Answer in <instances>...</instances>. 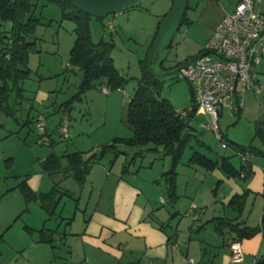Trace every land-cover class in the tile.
I'll return each instance as SVG.
<instances>
[{"label":"crops","instance_id":"obj_1","mask_svg":"<svg viewBox=\"0 0 264 264\" xmlns=\"http://www.w3.org/2000/svg\"><path fill=\"white\" fill-rule=\"evenodd\" d=\"M237 2L238 0H190V6L193 7L187 13L190 23L181 28L180 37H188L189 41L197 46L198 51L193 54H187L184 59L203 51L215 27L221 22L225 14L233 11ZM260 7L264 14V2H261ZM119 13L114 16L113 22H116L118 16L124 15L125 12L121 11ZM130 14L131 12H128L127 16ZM126 19L128 20L129 17H126ZM108 24L111 26L110 29H113L111 23L109 22ZM156 28L157 26L155 31ZM155 31L153 34H155ZM153 37L154 35H151L149 46ZM179 42L178 40L175 43L173 42L172 46L176 48ZM183 60H174L172 64L165 66L171 67ZM257 72L259 81L264 84L261 80V76H264L263 63L257 67ZM41 83L42 81H40L35 91L26 92L28 101L24 103L23 110L18 114V117L20 123H27L29 118L36 116L38 113H40V116L45 114L47 118L57 114L59 119L54 124H50V127L46 126L45 135H40V145H46L51 148V146L56 144L52 139V135L55 130H58L57 127L62 120L63 113L60 110L56 111V107L61 103H58L56 98L52 99L53 96H50L48 91L41 89ZM102 85L99 87L102 88ZM261 96L264 98V93ZM49 100L50 102L48 103ZM45 101L48 104H45ZM233 105H236L235 98ZM244 107L243 100V106L237 113L238 115L243 112ZM72 109L73 105L69 112L66 113L69 118ZM222 111L223 108L220 109L221 113ZM200 115L204 116L207 121V117L204 114L196 113L192 122L193 133L196 129H202L200 124L204 122L199 120ZM5 118L10 119V123H14V126L12 125L11 129V126L5 127L6 120H4V123L0 122V146L2 150H4L3 145H8L11 138L24 139L19 133V130L23 127L11 118ZM24 127L28 131H32L35 126L34 124H27ZM100 146L98 145L97 149H92L93 153ZM146 148L148 147L143 149ZM20 150H22V146H20ZM76 151L80 150L76 149ZM64 152L70 153L71 151L63 149L55 154L61 155ZM126 152L131 155L133 150H126ZM52 153L45 155L44 159ZM82 153L84 159L90 156L86 154L87 152ZM147 154L154 155V153L145 151L143 158L136 160L134 167L127 173L128 175L123 174L121 171L124 156H119L112 164L109 162L110 157L95 162L89 174L85 177L83 184L81 186L78 185L80 187L79 198L76 199V203L71 206V203L66 200L67 198H64L71 195V189H68L69 192L67 191V194H55L54 202L56 207L53 215L49 216L43 209L41 200L40 202L34 200L26 204L18 185L25 180L33 194H40L41 196L52 190L54 180L48 178L47 176L49 175L42 171L35 173L29 178L20 180L21 182L14 180L8 185L9 180L7 179L11 178L9 175L10 170L7 172L5 169H8L6 166L10 165L12 168L14 167L15 158L14 155L5 158L4 154L0 152V160L2 158L5 166L3 170L0 169V181L3 180L2 183L7 184L0 191V211L3 201L10 196L15 197L17 195L15 202L9 203V206L12 207L9 209V211H12L10 223L3 224L9 222V218L1 223L0 216V242L7 234L9 239L7 243L10 246V249L7 250L0 245V264H189L188 260L190 258L194 260L195 264H254L264 254V240L261 234H257L252 238L238 241L243 253V260L240 262L233 261L230 250V244L234 242L232 240L233 234L225 231L222 235H218L215 232L214 225L211 222L206 223L216 217H225L245 223L251 227L259 225L264 204V157H251L252 173L246 181L237 182L233 178L225 177L218 170L217 173L212 171L215 173V179L217 180L215 182L216 188H214L216 197H212L213 202L204 204L207 205L208 209L203 212H197V218L194 219L191 216L192 224L185 227L184 231H182L179 225L176 224L175 227L171 225L180 211L177 210L170 214L163 210L168 205L179 208L180 195L178 194L177 180V200L174 205L159 194L157 190H152L151 185L149 186V189L152 190L151 193L144 188L145 182L149 183L148 178H143L141 175L143 168H149L148 165H143L142 160ZM156 155L160 158L163 157L157 153ZM167 158L163 157V159ZM9 159H12V161H8ZM6 160L8 162H5ZM187 166L199 167L188 165V163ZM40 168H42V165ZM94 172H97L96 178L89 180L88 176ZM57 177L60 179L59 182L62 183V176L59 175ZM66 180L73 181L70 178ZM88 180L90 181L88 182L90 190L87 197H84L81 189ZM163 180L155 179L153 184H161ZM73 182L75 183V181ZM224 185H229L230 191L226 196L222 195L219 197V188ZM65 190L67 189L65 188ZM17 192L19 194H16ZM245 192H248V194L243 211L239 214L228 203L234 195H242ZM22 198L28 224L19 228L15 225L17 218L20 217L21 213H24L23 210L22 212L19 211L21 208L19 204L21 205ZM83 198H85V201L84 205L81 206ZM71 202L73 201L71 200ZM191 202H194L193 199ZM215 202L222 205V210L226 215H215L217 211L216 205H213ZM196 207L197 211L201 205ZM188 208L185 209L183 215L190 214V209L188 210ZM205 217V221L201 220ZM211 226L213 227L212 230L209 228ZM207 232H210L209 236L205 235ZM44 238L52 240L44 241Z\"/></svg>","mask_w":264,"mask_h":264},{"label":"rangeland","instance_id":"obj_2","mask_svg":"<svg viewBox=\"0 0 264 264\" xmlns=\"http://www.w3.org/2000/svg\"><path fill=\"white\" fill-rule=\"evenodd\" d=\"M171 1L172 0H145L137 6L123 10L122 12H125L124 15L118 16L116 22H113V18L115 15L120 14L119 12L111 14L104 19H91L90 31L92 41L98 43L103 39L114 43V47L110 53L111 58L120 74L129 80L122 88L111 90L108 94L103 93L100 89L101 87H98V89L84 93L81 99L75 98L73 100V113L71 111V116L70 118L68 117L70 137L64 140L61 138L58 130H55L52 139L56 144L51 146V148L46 145H40L41 132L39 134V131H35L33 128L32 131H28L26 127L19 130L20 136L24 138H19L18 140L20 142L15 138H11L8 145H3L4 150H2L0 146V152L4 154L5 158L12 157L13 155L15 158L14 167L12 168L10 165L6 166L8 169H5L7 172L10 170L9 175L11 178L7 179L9 180L8 185L14 182V180L19 182L24 178L26 179L35 175V173L42 172L43 169L40 168L41 162L45 155L49 153L53 152L57 154L63 149H69V151L72 152L78 149L91 155L93 153L92 149H95L98 145L108 144L116 137L130 138L133 136L132 130L128 128L125 121L127 102L137 89V79L141 75L140 61L144 60L146 57L151 35H154L153 33L159 19L169 11L172 4ZM128 12H131L129 16H127ZM36 16L38 18L42 16L45 22H49V20L52 21V26H40L36 31L35 36L39 39L38 48L42 53L30 57L29 66L34 73L30 80L24 83V87L30 91H35L40 84L38 78L42 76L46 79L42 81L40 86L41 89L48 91L50 96H53L52 99L56 98L58 103H63L74 96L78 92L79 87L80 73L76 74L74 71L75 69L69 63L70 49L76 37L74 33V24L70 21H61L58 8L54 5H46L45 7L39 5L36 10ZM126 17H129V19L127 20ZM109 22L113 26V29H110L111 26H109ZM180 33L181 30L175 35L173 41L174 43L177 42V40L180 41L177 47L175 48L172 46L165 53L164 65L172 64L174 60H183L187 54H193L198 51L197 46L193 42L191 43L188 37L181 38ZM181 42L184 43L182 44ZM261 63L264 64V59ZM261 80L264 82V76H261ZM158 98L167 99L176 109L183 110L189 107L191 103L190 84L180 77L165 78L161 84ZM49 102L50 100L48 103ZM46 103L45 101V104ZM244 106L243 112L239 115L228 108H223L222 115L218 122L220 133L225 136V140L228 143L232 141L241 146L253 145L262 150L263 147L261 146L260 140L255 137V132L258 127L264 132V98L256 94L252 89H248L244 96ZM0 116L2 118H0V122L4 123V120H6L5 127L11 126L10 128L12 129L14 123H10V119L2 115ZM58 119V115L54 114L45 119V125L50 127V124H54ZM199 120L206 122L205 117L201 115ZM258 121H260V124H258ZM194 133L198 134V139L204 142L209 150L198 147L195 141H192L185 148L176 169L178 194L180 195L178 202L179 208L168 205L163 209L164 212H169L170 214L177 210L180 211L176 216V220H174L171 225L173 227H175L176 224L179 225L182 231H184L185 227L192 224L191 216H193L194 213L203 212L205 209L207 210L208 207L204 204L213 202L212 197H216V193L214 192V188H216L215 182L217 181L215 179V173L212 172L208 174L200 167L187 166L188 159L192 152L197 148V150L205 153L210 158L226 156L230 157V161L235 167L238 168L240 164L236 149L231 146L225 149L222 148L221 143L215 139L212 132L199 128L196 129ZM20 146H22V150H20ZM252 156L255 158L264 157L256 154ZM1 160L0 169L3 170L5 166L3 160ZM142 160L143 165H148L149 167L143 168L141 174L143 178H148L149 182H145L144 188L150 193L152 190H157L159 194L168 199L166 181L163 180L161 184L157 185H154L153 182L155 179H165L162 173L170 168V159L157 157L156 154H147ZM8 161H12V159ZM8 161L6 160L5 162ZM214 171L217 173V170ZM96 176L97 172H94L88 177L89 180H91L92 178L95 179ZM47 177L59 183L57 187L60 192H58L57 195L62 192L66 193L68 189H71V195H69V197L65 196L64 198H67L66 200L71 203V206L73 203H76V199L79 198L80 188L77 184L72 180L67 181L66 179H63L61 183L57 176V178L52 176ZM89 180L81 189L84 197H87L90 190V185L88 184V182H90ZM234 180L237 182L243 181L238 178ZM2 182L3 180L0 181V191L7 185ZM150 185L152 186V190L149 189ZM65 188L67 190H65ZM229 191V185L220 187L218 191L219 197L222 195L226 196ZM16 194L19 193L17 192ZM16 196L17 195H15V197L10 196L2 203L0 211L1 223L9 218V222L3 223L4 225L10 223L12 211H9V209L12 207L9 206V203L12 204V202H15ZM192 199L194 202H191ZM71 200L73 202H71ZM84 201L85 198H83L81 206L84 205ZM192 204L196 206L201 205L198 209L199 211L195 210L193 213L183 215L185 209L189 207V210ZM213 205H216L217 208L215 215H226L220 203L215 202ZM19 206H21L19 211H24L23 198ZM206 217L201 220L205 221ZM26 220L25 212L21 213L20 217L17 218L15 226L22 228L24 225L28 224ZM209 228L212 230L213 227L211 226ZM8 234L10 235V233ZM209 234L210 232L205 233L206 236H209ZM7 242H9V239L6 234V237L0 242V245L8 250L10 246Z\"/></svg>","mask_w":264,"mask_h":264},{"label":"trees","instance_id":"obj_3","mask_svg":"<svg viewBox=\"0 0 264 264\" xmlns=\"http://www.w3.org/2000/svg\"><path fill=\"white\" fill-rule=\"evenodd\" d=\"M39 5L43 7L46 5L56 6L60 13L61 21H70L74 24L76 37L70 49L69 63L75 69L76 74L84 73L83 80L79 77L78 92L56 107L57 112L60 110L62 113H68L75 98L81 99L84 93L97 89L102 84V86L107 87L111 91L122 88L129 80L120 74L111 58L110 53L114 47V43L103 39L98 43H94L91 39L90 31V21L93 17L76 9L68 0H0V114L11 118L21 127L27 124H34L36 126L40 117H43L44 120L47 119L45 114H41L40 116V113H38L36 116L29 118L27 123H20L18 117V114L23 110L24 103L28 101L26 92L30 91L24 87V83L30 80L34 73L29 66L30 57L42 53L38 48L39 39L35 36L36 31L40 26H52V21L45 22L42 16L40 18L36 16V10ZM191 9L193 7L190 6V0H188L187 12L181 28L190 23L187 13ZM163 17L158 21L145 59L140 61L141 75L137 79V89L127 102L125 121L128 128L132 130L133 136L131 138L116 137L110 143L101 145L87 159L83 158V153L80 151L64 152L61 155L52 153L41 163L43 171L49 176L56 177L61 175L62 179H73L77 185L81 186L95 162L110 157L109 162L112 164L119 156H124L121 171L123 174H126L134 167L136 160L143 158L144 152L148 151L170 159V168L162 174L167 184L168 200L172 205L175 204L177 200L176 169L185 148L192 141H195L196 145L200 148L208 150L209 148L192 131V122L195 119L197 109L194 104V92L191 85V103L189 107L180 110L181 112H185V115H182L177 112V109L169 100L158 98L161 84L165 79L156 78L148 70V53ZM203 51L194 56L187 57L171 67L164 65V59L158 65L159 71L174 70L181 65L193 61ZM176 75L178 77V73ZM44 79L46 78L40 76L38 81L40 82ZM258 122L260 124V121ZM46 128L45 125L43 131H39L36 127L33 129L39 131V134L41 132L40 135L43 136L45 135L43 132L46 131ZM255 137L260 140L263 147L262 150L253 145L241 146L232 141L228 143L222 134V140L227 144V147L231 146L236 149L237 155L240 158L238 168L231 163L230 157L217 156L216 158H210L205 153L197 150V148L192 152L187 163L188 165L199 166L207 172L219 170L227 178H238L246 181L252 173V155L264 156V134L259 127L256 129ZM145 147L148 148L143 149ZM126 150H133V152L131 155H128L129 153ZM243 157L248 158L247 160H243ZM241 175L243 176L241 177ZM58 184V182L54 181L52 190L41 196L40 194H33L25 180L19 183L18 188L23 194L26 204L34 200L39 202L41 200L45 212L49 216H52L56 207L54 202L55 194L60 192L57 187ZM62 193L67 194L65 192ZM247 194L248 192L242 195H234L228 205L241 214ZM210 222L214 225L215 232L218 235H222L225 231L233 234L232 240L234 242L252 238L257 234H261L264 240V205L260 223L255 227L247 226L245 223L225 217H216L206 223ZM51 240L44 238V241ZM254 264H264V254Z\"/></svg>","mask_w":264,"mask_h":264},{"label":"built area","instance_id":"obj_4","mask_svg":"<svg viewBox=\"0 0 264 264\" xmlns=\"http://www.w3.org/2000/svg\"><path fill=\"white\" fill-rule=\"evenodd\" d=\"M261 2L264 0H238L233 11L225 14L215 27L203 53L178 72V77L185 79L193 89L197 113L207 117V121L200 124L201 127L212 132L224 149L227 144L222 140L218 125L220 109L228 108L238 113L248 89L258 95L264 93V84L259 81L257 72L264 58V14ZM101 91L105 94L110 92L105 86ZM234 98L236 105H233ZM177 112L185 115L178 109ZM68 120V115L63 113L58 126V132L64 140L69 137ZM35 127L39 131L45 129L43 117H40ZM196 209V205L192 204L190 213ZM192 217L197 218V214L194 213ZM230 250L233 261L243 260L239 242L231 243ZM188 262L195 264L191 258Z\"/></svg>","mask_w":264,"mask_h":264},{"label":"water","instance_id":"obj_5","mask_svg":"<svg viewBox=\"0 0 264 264\" xmlns=\"http://www.w3.org/2000/svg\"><path fill=\"white\" fill-rule=\"evenodd\" d=\"M76 9L96 18L104 19L127 8L137 6L145 0H68ZM188 0H172L169 11L159 23V28L152 47L148 53L147 66L151 74L158 79L174 78L181 68L187 67L192 61L174 70L160 72L158 65L165 59L175 35L180 31L186 15ZM205 54V53H204ZM79 77L83 80L84 73Z\"/></svg>","mask_w":264,"mask_h":264}]
</instances>
